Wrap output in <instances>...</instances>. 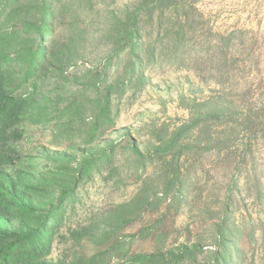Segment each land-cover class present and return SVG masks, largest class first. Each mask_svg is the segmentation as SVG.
Here are the masks:
<instances>
[{
  "label": "rangeland",
  "instance_id": "1",
  "mask_svg": "<svg viewBox=\"0 0 264 264\" xmlns=\"http://www.w3.org/2000/svg\"><path fill=\"white\" fill-rule=\"evenodd\" d=\"M47 1L50 45L67 43L72 61L19 89L26 94L38 84L41 115L15 126L21 136L4 144L13 158L4 168L36 179L56 174L66 184L88 159L48 259L126 264L129 248L151 252L162 233L167 246L199 237L215 247L214 224L233 184L231 264H264V0H181L159 12L161 26L159 14L146 21L149 10L139 8L135 49H118L116 41L135 0ZM20 3L36 8L38 0ZM199 119L207 134L196 154L181 159L189 178L159 208V201L146 205L143 181L162 182L151 152L157 137L179 127L196 136L199 126L190 125ZM0 229L22 227L0 215Z\"/></svg>",
  "mask_w": 264,
  "mask_h": 264
},
{
  "label": "trees",
  "instance_id": "2",
  "mask_svg": "<svg viewBox=\"0 0 264 264\" xmlns=\"http://www.w3.org/2000/svg\"><path fill=\"white\" fill-rule=\"evenodd\" d=\"M0 2V17L4 19L0 23V27H4V32L0 35V215L16 220L22 227V230L12 231L0 229L1 264H65L61 260H49L48 256L55 233L62 223V207L71 199L79 181L86 175L88 159L80 163L82 172H79V177L72 173L66 179V184L61 180L56 181V174H52L51 179H36L23 171L11 174L5 170L4 165L9 164L13 158L4 144L10 138H20L16 125L26 119L35 120L41 115L40 101L35 100L38 84L34 82L26 94L19 95V89L31 79L47 76L55 66L71 63L73 52L69 50L67 43L56 42L50 45L48 15L51 8L47 6V0H38L36 8H25L20 0ZM180 2L181 0H135L134 10L129 12L125 21L126 30L116 38L118 49H135L138 45L143 16L136 14L137 9L146 7L149 10L146 21L154 20L153 17L159 14L162 19L156 23L161 26L164 18L160 17L159 12L166 5L176 7ZM11 22L18 27L10 31L6 25ZM13 52L15 54L12 56ZM134 71L135 68L132 72ZM34 111L36 114H33ZM200 122V119L194 120L190 125L192 129L199 126L196 136L184 135L185 128L179 127L169 138L164 135L157 137L151 152L160 165L158 173L162 182L159 185L164 197L156 195L160 190L159 186L153 187L148 180L143 181L140 193L146 205L151 206L159 201L155 206L159 208L166 196L176 191L177 183L189 178L191 171L181 172V159L183 153H187V159L196 154L193 149L202 143L200 136L207 134V128H202ZM136 152L142 156L138 150ZM240 163L236 169H239ZM232 188L233 184L230 185L226 198L227 211L222 220L214 224L215 247L206 248L204 240L199 237L184 242L174 241L167 246L168 235L162 233L155 240L157 247L151 252H134L129 248L125 253V263L231 264L234 249L230 235L234 229L229 224L232 214L228 209L233 200L230 192ZM152 195L153 200H150ZM157 225L158 223H154L150 228L154 229ZM115 250L118 252V249ZM97 258L98 256L91 257L90 262L99 264Z\"/></svg>",
  "mask_w": 264,
  "mask_h": 264
}]
</instances>
